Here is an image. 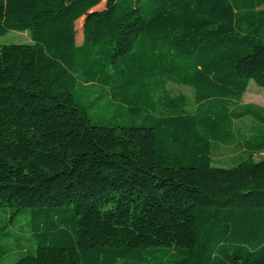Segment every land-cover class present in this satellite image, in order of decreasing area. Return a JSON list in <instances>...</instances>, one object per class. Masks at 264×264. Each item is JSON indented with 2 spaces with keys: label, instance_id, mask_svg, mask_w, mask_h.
Here are the masks:
<instances>
[{
  "label": "trees",
  "instance_id": "trees-1",
  "mask_svg": "<svg viewBox=\"0 0 264 264\" xmlns=\"http://www.w3.org/2000/svg\"><path fill=\"white\" fill-rule=\"evenodd\" d=\"M9 31L31 41L0 44V208L31 246L0 226V263L264 264V107L241 105L264 0H0Z\"/></svg>",
  "mask_w": 264,
  "mask_h": 264
},
{
  "label": "rangeland",
  "instance_id": "rangeland-1",
  "mask_svg": "<svg viewBox=\"0 0 264 264\" xmlns=\"http://www.w3.org/2000/svg\"><path fill=\"white\" fill-rule=\"evenodd\" d=\"M30 41L31 40L29 34L27 32H22V31H9L7 34L0 37L1 45L28 43ZM166 88L170 99H172V102L175 105H179L188 110H192L195 107V102H194L195 93L192 88L188 86L177 85L171 82L167 84ZM87 89L90 92L97 91V87L95 86L93 87L87 86ZM248 103H252L257 106L264 107V87L255 83L254 81H251L250 86L248 87L241 101V105ZM101 109L112 112L105 106L103 107L102 104L100 106V109L98 110L99 113L102 112ZM110 114L111 113H109L108 115ZM236 127L239 128V130L244 134L245 137H247L251 133L252 122L250 119L247 118L240 122H237ZM241 155H242V151L237 146L234 145L220 146L212 154L214 163L216 165H221V166H232L238 163L241 160V159L239 160ZM260 158H264V153L257 154L255 156V159H260ZM27 220H28L27 215H25V213L19 215L18 217L13 216L11 219L10 214L7 213V211L4 208H0V226H7L6 230L10 231L12 234L16 236L25 237V239L20 241L19 243L20 245L24 246V249L26 248L29 249L28 247L31 246V242L28 240L29 231L26 225V223L28 222ZM3 241L6 248L9 251L18 249V246L16 245L13 238L4 239ZM18 250L19 251H17L16 253H9V255H7L0 264L14 263L21 256V250L20 249Z\"/></svg>",
  "mask_w": 264,
  "mask_h": 264
}]
</instances>
